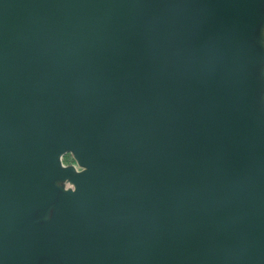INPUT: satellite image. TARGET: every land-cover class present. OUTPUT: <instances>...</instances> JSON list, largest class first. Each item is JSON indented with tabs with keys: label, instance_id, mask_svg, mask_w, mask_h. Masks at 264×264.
<instances>
[{
	"label": "water",
	"instance_id": "95a60500",
	"mask_svg": "<svg viewBox=\"0 0 264 264\" xmlns=\"http://www.w3.org/2000/svg\"><path fill=\"white\" fill-rule=\"evenodd\" d=\"M0 264H264V0H0Z\"/></svg>",
	"mask_w": 264,
	"mask_h": 264
},
{
	"label": "flooded vegetation",
	"instance_id": "af4514ba",
	"mask_svg": "<svg viewBox=\"0 0 264 264\" xmlns=\"http://www.w3.org/2000/svg\"><path fill=\"white\" fill-rule=\"evenodd\" d=\"M64 160H65V163H74L75 162L72 158H70V155H66Z\"/></svg>",
	"mask_w": 264,
	"mask_h": 264
},
{
	"label": "clouds",
	"instance_id": "9594fccd",
	"mask_svg": "<svg viewBox=\"0 0 264 264\" xmlns=\"http://www.w3.org/2000/svg\"><path fill=\"white\" fill-rule=\"evenodd\" d=\"M73 191H75V189H74ZM51 215H52V212L50 211V212H49V216L51 217Z\"/></svg>",
	"mask_w": 264,
	"mask_h": 264
}]
</instances>
